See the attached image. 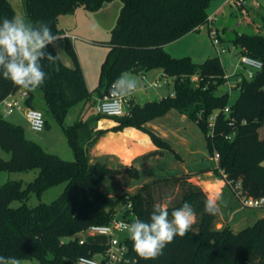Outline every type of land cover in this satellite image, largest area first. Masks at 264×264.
Returning <instances> with one entry per match:
<instances>
[{
	"label": "trees",
	"instance_id": "16d2710c",
	"mask_svg": "<svg viewBox=\"0 0 264 264\" xmlns=\"http://www.w3.org/2000/svg\"><path fill=\"white\" fill-rule=\"evenodd\" d=\"M111 1L114 0H24L26 15L33 25L47 23L58 37L62 33L58 17L71 15L77 8L95 12ZM117 1L121 6L108 41L91 42L106 48L92 91L85 87L67 38L62 39L63 51L71 66L62 63L49 45L47 51L57 59L55 64L47 59L41 61L48 78L37 91L28 92L0 76V101L21 90L27 93L24 105L34 109L39 95L46 116L60 126L72 154V161H63L45 152L24 138L20 126L6 122L0 115V150L9 154L7 160L0 158V172L36 171L33 180L24 187L18 181L0 185V256L35 260L39 264H68L80 256L91 257L103 250L104 243L87 239L78 243L81 232L88 226L105 224L115 216L128 223L148 221L154 206L176 192V200L168 205L169 216L174 208L190 203L197 213L191 229L184 237L177 236L161 256L152 260L137 256L127 234L120 238L125 253L117 264H264V215L238 231L228 225L216 228L217 214L204 212L206 194L188 181L187 174L160 177L131 194L123 192L111 198L97 186L118 170L89 158L90 148L103 134L102 130H95L96 122L102 118L115 122L112 131L135 128L146 133L154 146L167 149L168 145L145 124L175 110L195 123L208 152L218 154L217 170L223 173L225 181L238 184L245 197H264V167L260 166L264 163V139L258 137V129L264 125V35L233 32L230 43L239 48L240 55L259 61L261 68L249 79L237 74L238 94L228 105V93L215 94L225 83L218 57L194 63L189 57H171L163 50L165 45L207 25V9L213 0ZM5 17L13 18L14 12L7 0H0V21ZM257 19L259 28L264 29V13ZM151 70H160L163 76L172 78L171 95L142 105L131 99L127 114L121 117H105L94 111L82 116L86 107H93L95 99L110 92L112 82L122 72L143 74ZM77 105L80 107L76 119L64 124L70 108ZM210 116H214L211 127ZM45 124L44 120V127ZM123 171L137 175L131 168L124 167ZM59 184H63V189L53 201L27 206L30 195L38 198ZM11 202L20 205L11 208Z\"/></svg>",
	"mask_w": 264,
	"mask_h": 264
},
{
	"label": "rangeland",
	"instance_id": "374dc122",
	"mask_svg": "<svg viewBox=\"0 0 264 264\" xmlns=\"http://www.w3.org/2000/svg\"><path fill=\"white\" fill-rule=\"evenodd\" d=\"M10 4L13 12L14 17H22L26 20H29V17L26 15V8L24 0H7ZM224 0H213L209 4L207 9L208 16L211 15L213 10L217 7H221ZM109 4V12H107V19L109 22L105 25L104 21H101V16L103 11L97 10L95 12H88L80 8L78 11H74L71 15L61 16L57 19L58 24L60 26L68 25L72 26L76 24L75 30L67 29L65 31L68 34L76 35L81 40L86 41L89 43L87 46L78 45V56L82 63L90 61L88 64L91 65L94 59L97 58V61L103 58L106 53H104L103 46L99 45H90L91 42L94 41H105L107 42L110 36V31L114 25L115 19L117 17L119 8L121 3L117 0L111 1ZM244 4L248 7L259 6L258 10L260 14L264 13V0H244ZM244 4L241 5L239 9H235L233 6L226 4L218 13V17L220 18V22H218L215 30L218 31V36L221 40L220 47L217 49V52L214 50L211 44V33H215L214 29L210 30L209 37L206 32V25L201 26L198 32L192 33V36L188 38L187 47H184L180 55L177 56H191V60L195 63L202 62L206 58L211 57H218L219 62L221 64L224 76L228 77L229 82L232 84L235 81V76L237 74H244L243 69L239 66L238 60L240 57L239 48L233 46L230 43V40L233 36V33L226 31L221 33L222 27H230L233 28L232 25L235 23L241 26V22L247 25L246 21V12L244 11ZM242 8V9H241ZM243 11V12H239ZM111 14V16H110ZM249 27L247 28H233L235 32H248L252 33L253 29L259 30V23L258 19H256V25L251 24L252 22L249 20ZM243 24V25H244ZM211 25V24H210ZM252 25V26H251ZM213 30V31H212ZM246 30V31H245ZM216 34V33H215ZM264 35V31H263ZM217 41H219L217 39ZM54 49V48H53ZM56 55L59 59H62L65 63V60L71 65V61L65 55L63 51V40L60 39L58 41V47L54 49ZM59 54V55H58ZM75 54V52H74ZM183 54V55H182ZM76 57V55H75ZM102 60V59H101ZM167 84L163 83L162 80L159 82V91L161 94H167L172 90L171 81L167 79ZM227 93L226 87L220 86L215 91L216 95H220L222 93ZM237 90L233 87V89L228 93V101L227 104L231 105L237 97ZM92 106V105H91ZM79 105L70 108L66 117L64 118V124L69 125L71 124L77 117V112L79 110ZM36 110L40 111L43 115V119L45 120L46 124L43 130L39 133L32 132L29 130L27 123L25 122L24 118L21 114H13L10 116L2 117L3 120L6 122L18 125L22 128L23 136L25 139L30 140L36 144H38L45 152L53 154L57 156L59 159L63 161H72V154L68 147L66 138L63 134L62 129L58 124H56L53 120H51L48 116H46L45 108L42 99L39 95L35 98V108ZM171 115H179L178 112L175 110H169ZM93 113V107H86L82 116L86 117ZM162 117V116H161ZM155 118L151 120L149 123L152 124L153 121L159 119ZM161 123V122H159ZM164 123V122H163ZM195 125L194 122H191ZM99 124L101 126H108L113 124L111 119H104L102 118L99 120ZM195 133L200 135V131L198 130L197 126L195 125ZM200 133V134H199ZM148 135L145 134V140L148 141ZM258 137L264 139V125L258 129ZM175 142V141H174ZM202 143V142H201ZM206 145V144H205ZM174 146V145H173ZM171 146V149L167 150L164 156L158 160H151L148 163L143 164V162L136 163L138 169L136 171V176H130L124 173L121 166L115 163L114 168L119 169L117 174H111L106 176L99 184L98 188L101 191L111 197L116 198L119 196L123 191L130 190L128 193H133L136 189H130L132 186L136 185L137 188L143 185L146 182H149L153 179H157L160 176H167V175H175L179 171L175 169V154L174 152H181V150L185 147L183 144H178L175 142V148L178 150L176 151L175 148ZM212 154H210L205 146L203 154L200 156L202 160V164L206 165L207 168H211V173L214 177H217L218 180L222 181L223 183V190L220 199L217 202V206L219 208V215L222 219L227 220V224L233 231H238L239 229L252 224L257 218L264 215V207L262 208H248L242 206L238 199L235 198L234 194L232 193L231 189L225 184L223 179L221 178L219 172L216 170L215 163L212 159ZM0 158L3 160H7L9 158V154L0 150ZM189 164L192 162H188ZM201 164V166H203ZM194 170V169H193ZM36 175L35 170H26L24 172H0V185L6 181H18L20 182L21 186L24 187L25 184L32 181L34 176ZM63 189V184L56 185L44 191L38 198L34 195H30L29 199L27 200L26 204L29 207H33L39 203L48 204L53 201ZM175 192V191H174ZM177 193H173V195L166 199L164 203L168 205L172 204L176 198ZM20 205L19 202H11L10 207L16 208ZM215 227H219V223L215 221ZM127 232L118 233L116 236L120 239L123 236L127 235ZM81 236L85 237L88 241H94L96 243H105L107 241V237L103 235L93 234L88 235L86 233L81 234ZM95 254V253H94ZM93 254V255H94ZM92 255V256H93ZM23 264H39L35 260H28V259H21ZM68 264H77V260L74 262H68Z\"/></svg>",
	"mask_w": 264,
	"mask_h": 264
},
{
	"label": "crops",
	"instance_id": "0c3cea01",
	"mask_svg": "<svg viewBox=\"0 0 264 264\" xmlns=\"http://www.w3.org/2000/svg\"><path fill=\"white\" fill-rule=\"evenodd\" d=\"M226 4H227V0H224L223 4H221V7H219L218 9L216 7L211 13V15L208 16L211 18L210 22L206 25V32L208 37H209L208 31H210L212 28L214 29L216 35L218 36V31L215 30V27L217 26L218 22H220L218 13ZM244 6H245L244 11L246 12V16L244 17H246L247 25H245L246 22L245 24L241 22V26L235 23L234 25H232L233 28H238V26H240V28L242 29L247 28L249 27L248 25L250 24L249 20L252 22L251 24H254V26L256 25L255 24L256 19L260 15V12L258 10L259 6L254 5L253 7H248L246 6V4H244ZM100 9L103 11L102 15H104L101 16L100 19L101 21H104L105 25H107V23L109 22V19H107V12H109L108 11L109 4L108 3L104 4ZM78 10H80V8L76 9V11ZM57 25L58 28H60V30L62 31L59 38L60 39L67 38L71 43L73 51L75 52L76 55L77 64L82 73V77L86 89L88 91H92L97 85L99 66L104 58V55L103 58L101 56V58L98 61L97 58L94 59L91 65L88 64L90 61L82 63L77 53L78 50L77 43L80 44L81 46H87L89 43H86V41L81 40L83 38H80L73 34H68V32L65 31L67 27L70 30L77 29L75 28L76 24L75 26L74 25L60 26L57 21ZM200 28L201 26L196 30L181 37L180 39L176 40L175 42L165 45L163 47V50L171 57H175V58L189 57L191 59V56H177V55L183 53L181 52L183 49H185L183 48V45L184 47H187L186 44L187 41H189L188 38L192 36V33L198 32ZM233 28H230L229 26L222 27L221 33H224L225 29L226 31L233 33L235 32ZM252 31L260 32L263 34L264 29L259 28V30L253 29ZM218 40H219L218 46L220 47L221 40L219 36H218ZM99 42H103V41H99ZM90 45L93 44L90 43ZM212 46L214 50L217 52V49L219 47L218 46L216 47L213 44ZM104 51H105L104 53H106V49H104ZM61 62L64 63L63 61ZM64 64L66 66H71L66 60ZM132 74L136 76L141 83V90L131 95V98L135 103L142 105L146 102L156 101L167 95H171L172 90L167 94H161L159 91H157L159 86L156 88H152L148 86L149 83L152 82L153 80H158L159 82L160 80H162L163 83L167 84L168 83L167 79L171 81V85H172V78L163 76L160 70H151L143 74H134V73ZM169 112L170 111L166 112L164 115H162V117L153 121L152 124H150L149 122L145 124V127L148 130L152 131L160 140H162L168 145L167 149H162L154 146L148 136H147L148 141L145 140L146 133L142 132L141 130L131 127H126L120 131H112L111 128L115 126V122L105 127V126H101L98 120L95 124V130H102L103 134L97 139V141L94 143L92 148H90L89 150L90 161L98 162L112 169H117L114 168L113 165H115V163L116 164L118 163L121 166V168L127 167V168H131L132 170L135 169L137 170L138 166L136 163L141 161L143 162V164H145L151 160L161 159L166 153V151L171 149V146L173 145L175 146V142L177 144L179 142L183 144L185 147L181 150L180 153L174 152L176 159L175 169L179 171L175 175L187 174L189 176V180H188L189 182L200 187L201 190L206 194L208 200H213L217 203L222 195L223 183L222 181L218 180L217 177H214V175H212L211 173V168H207L206 165L202 164V160H200L201 159L200 156L203 154L204 148L206 146L203 135L200 133H199L200 135L195 133V129H196L195 125L191 123V121L188 120L184 115L182 114L171 115L172 113ZM175 150L178 151L176 148ZM188 162H192V163L189 164ZM201 164L203 166H201ZM160 177H164V176H160ZM130 189H137V186L134 185ZM99 190L101 191V189ZM128 191L130 190H125L123 192L128 193ZM216 220L219 223V227L228 225L227 224L228 221L222 219L219 213H217Z\"/></svg>",
	"mask_w": 264,
	"mask_h": 264
},
{
	"label": "clouds",
	"instance_id": "9594fccd",
	"mask_svg": "<svg viewBox=\"0 0 264 264\" xmlns=\"http://www.w3.org/2000/svg\"><path fill=\"white\" fill-rule=\"evenodd\" d=\"M59 37L54 35L47 23L33 25L22 17H5L0 21V76L28 92L41 88L48 74L41 61L47 59L55 64L57 56L47 51L49 45L58 47ZM59 71V68H56ZM141 90L140 80L130 72H122L110 86V103L120 104ZM171 199V198H169ZM204 212L215 215L219 212L217 203L207 200ZM197 213L188 202L174 208L169 216V206L161 203L154 206L148 221L136 220L121 223L122 230L129 234L133 250L144 260L156 259L174 239L184 237L196 222ZM0 264H23L17 257L0 256ZM77 264H95L86 257H79Z\"/></svg>",
	"mask_w": 264,
	"mask_h": 264
},
{
	"label": "built area",
	"instance_id": "2783aa9c",
	"mask_svg": "<svg viewBox=\"0 0 264 264\" xmlns=\"http://www.w3.org/2000/svg\"><path fill=\"white\" fill-rule=\"evenodd\" d=\"M227 4L233 6L235 9H239L241 5L244 4V0H227ZM239 12H243V11H239ZM207 20L209 23L211 18L208 17ZM211 43L216 47L218 46V42L215 39V33H211ZM238 64L244 71L243 75L248 79L251 78V76L255 71H258L261 68V63L259 61L247 57L245 55H240ZM223 79L225 80L224 86L226 87L227 93H229L233 89V87L237 89L238 83L240 82V76L238 75L235 76V81L232 84L229 82L228 77L224 76ZM148 86L152 88H156L159 86V81L153 80L152 82L149 83ZM263 91H264V87H263ZM26 99H27V93L21 90L8 94L3 100L0 101V115L2 117H6L13 115L15 113L21 114L25 122L27 123L29 130L32 132L39 133L44 128L43 115L40 111L25 106L24 102ZM131 99H132L131 96H129L126 97L120 104L110 103L111 96L109 92L108 94L102 96L101 98L95 99L93 105V111L96 114H100L105 117H121L127 114L128 101ZM223 112L224 113L227 112V108H224ZM213 118L214 116L209 117V122H210L208 124L209 127H211V122ZM226 138L229 139V137ZM212 159L215 163V167L217 170L218 154L216 152L213 153ZM218 172L221 178L223 179V181L225 182V184L231 189L235 198L239 200L242 206L248 208L264 207V197L254 199L241 195L238 184L233 185L231 184L230 181H225L224 180L225 177L223 173L221 171ZM126 208L128 209L130 208L129 204L126 206ZM122 222L128 223L126 220L121 219L119 216H115L112 217V219L105 224H93L88 226L85 230H83L81 234L86 233L88 235L89 234L103 235L107 237V241L104 243V248L101 252H98L91 257H87V256H80V257H86L88 259H91L95 262V264L119 263L122 260L123 255L125 253L124 244L116 236V234L118 233L126 232L122 230L120 227ZM84 239L85 237L81 236L78 239V243L80 244L83 243Z\"/></svg>",
	"mask_w": 264,
	"mask_h": 264
},
{
	"label": "water",
	"instance_id": "95a60500",
	"mask_svg": "<svg viewBox=\"0 0 264 264\" xmlns=\"http://www.w3.org/2000/svg\"><path fill=\"white\" fill-rule=\"evenodd\" d=\"M260 166H261V167H264V163H261Z\"/></svg>",
	"mask_w": 264,
	"mask_h": 264
}]
</instances>
